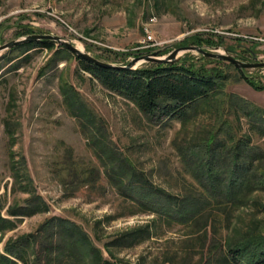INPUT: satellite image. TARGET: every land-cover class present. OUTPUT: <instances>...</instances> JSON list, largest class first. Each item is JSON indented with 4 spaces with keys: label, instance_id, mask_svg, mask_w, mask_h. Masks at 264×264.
Listing matches in <instances>:
<instances>
[{
    "label": "rangeland",
    "instance_id": "rangeland-1",
    "mask_svg": "<svg viewBox=\"0 0 264 264\" xmlns=\"http://www.w3.org/2000/svg\"><path fill=\"white\" fill-rule=\"evenodd\" d=\"M151 17H156V21H150ZM144 27L156 39L153 51L163 54L188 45L186 42L196 36H210L223 45L217 51L232 47L235 52L227 53L242 61H264V0H0V45L27 34H54L82 45L102 61L121 63L148 53L143 50ZM178 42L186 44L175 45ZM58 45L55 43L52 49L21 45L0 52V194L7 191V205L12 199L24 197L20 192L11 193L13 180L8 171V155L20 151L26 156L38 192L49 205L48 212L20 217L16 228L1 238L0 249L8 236L28 233L45 218L60 216L78 223L111 261L195 264L203 244V227L167 224L138 211L133 204H124L104 177L95 189L75 190V185L62 182L58 162L63 159L61 156L72 152L80 163L97 161L87 149L76 121L65 110L59 84H72L105 119L119 148L156 186L173 194L186 193L195 186L183 168L176 146L206 136L204 127L211 116L201 112L184 123L148 120L131 101L81 71L74 54L65 47L64 52ZM249 49L255 54L250 55L246 51ZM55 52L56 68L45 66ZM181 57L192 60L196 67L202 62L206 67L216 65L200 61L201 54L195 51ZM223 65L228 75L224 91L264 109V90L255 89L235 67ZM244 73L254 83L264 85V67L244 69ZM12 112L21 123L15 144L7 140L3 126L4 118ZM253 141L260 143L262 139L255 136ZM250 197L255 203L235 209L230 220L224 214L214 218L207 236L222 238L223 246L240 239L251 226L264 222V193L255 192ZM2 214L7 217L4 211ZM147 224H151L152 234L136 246L113 249V257L103 247L105 240L120 232Z\"/></svg>",
    "mask_w": 264,
    "mask_h": 264
},
{
    "label": "trees",
    "instance_id": "trees-1",
    "mask_svg": "<svg viewBox=\"0 0 264 264\" xmlns=\"http://www.w3.org/2000/svg\"><path fill=\"white\" fill-rule=\"evenodd\" d=\"M208 37L196 36L186 43L204 48L223 46ZM22 45L52 49L55 43L43 40ZM58 46L65 52L63 46ZM225 49L229 53L235 52L232 47ZM143 50L149 53L153 47ZM246 51L255 54L252 49ZM54 54L56 52L45 63L53 69L58 60ZM74 59L81 71L90 74L110 92L131 101L148 120L164 124L171 121L184 123L205 112L211 116V121L205 123L206 136L176 146L183 168L195 186L186 193L173 194L156 186L146 172L135 165L114 142L105 119L88 105L72 84L61 81L59 91L65 110L76 121L79 132L86 139L87 149L97 161L90 159L87 164L80 163L72 152L61 156L63 159L58 162L63 172L62 182L66 186L67 183L75 185V190L81 187L95 189L104 177L124 204H133L138 211L150 213L167 224L203 227L205 231L200 236L203 244L195 264H264V222L251 226L240 239L223 245L224 250H221L222 238L207 236L214 218L224 214L223 217L230 220L235 209L255 203L251 194L264 193V109L224 91L228 75L223 64L235 66L204 55L200 61L215 62L216 65L206 67L202 62L196 67L192 60L181 57L174 63H148V66L127 69L100 66L75 54ZM237 70L255 89L264 90V85L251 81L244 70ZM3 126L7 140L15 144V136L21 127L19 118H14L13 112L9 113ZM255 136L262 142L254 143ZM8 156V171L13 180L11 193L20 192L24 197L18 201L12 199L7 205V191L0 194V241L8 231L16 228L20 217L49 211L48 203L37 190L24 153L13 151ZM150 228L151 224H147L120 232L105 240L103 247L113 257V249L131 248L149 238ZM121 263L105 258L103 251L93 244L78 223L60 216L45 218L28 233L8 236L0 249V264Z\"/></svg>",
    "mask_w": 264,
    "mask_h": 264
},
{
    "label": "water",
    "instance_id": "water-1",
    "mask_svg": "<svg viewBox=\"0 0 264 264\" xmlns=\"http://www.w3.org/2000/svg\"><path fill=\"white\" fill-rule=\"evenodd\" d=\"M43 40H50L56 44H59L73 54L77 55L79 58L90 61L100 66L104 67H115V68H127V69H135L138 64L143 62L149 63H174L180 60L183 53L195 51L201 55L220 59L229 63H232L237 69L243 71L244 69L251 68H261L264 67V61H253L246 62L242 61L233 55L227 53V49H224L223 52L217 51L218 47H212L216 51H207L204 47L197 45H185L179 46L177 48L172 49L167 54H163L162 51H151L149 53H145L136 57H132L127 64H116L111 62L102 61L95 56L89 54L85 50L78 49L70 40L65 39L61 36L47 33H32L27 34L22 37L10 40L6 43L0 45V52L4 50L11 49L13 47L26 44V43H34ZM209 48V47H208Z\"/></svg>",
    "mask_w": 264,
    "mask_h": 264
},
{
    "label": "built area",
    "instance_id": "built-area-1",
    "mask_svg": "<svg viewBox=\"0 0 264 264\" xmlns=\"http://www.w3.org/2000/svg\"><path fill=\"white\" fill-rule=\"evenodd\" d=\"M150 21H152V22L156 21V17H151ZM144 34H145V37H144L145 45H144V47L156 46V44H157L156 39L154 38L151 30L148 27H144Z\"/></svg>",
    "mask_w": 264,
    "mask_h": 264
},
{
    "label": "bare ground",
    "instance_id": "bare-ground-1",
    "mask_svg": "<svg viewBox=\"0 0 264 264\" xmlns=\"http://www.w3.org/2000/svg\"><path fill=\"white\" fill-rule=\"evenodd\" d=\"M78 49H80V50H84L83 49V46L82 45H80V44H77V45H75Z\"/></svg>",
    "mask_w": 264,
    "mask_h": 264
}]
</instances>
